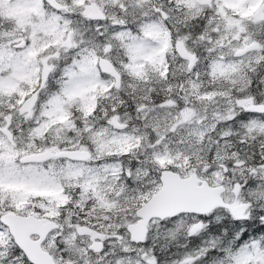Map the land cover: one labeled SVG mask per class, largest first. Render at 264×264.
<instances>
[{"label": "snow or ice", "instance_id": "snow-or-ice-1", "mask_svg": "<svg viewBox=\"0 0 264 264\" xmlns=\"http://www.w3.org/2000/svg\"><path fill=\"white\" fill-rule=\"evenodd\" d=\"M0 264H264V0H0Z\"/></svg>", "mask_w": 264, "mask_h": 264}]
</instances>
